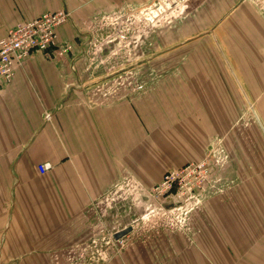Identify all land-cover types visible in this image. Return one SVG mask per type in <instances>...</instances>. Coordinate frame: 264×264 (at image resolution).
Here are the masks:
<instances>
[{
	"label": "crops",
	"instance_id": "1",
	"mask_svg": "<svg viewBox=\"0 0 264 264\" xmlns=\"http://www.w3.org/2000/svg\"><path fill=\"white\" fill-rule=\"evenodd\" d=\"M156 1L0 0V38L64 9L70 20L58 41L72 47L33 54L0 88V264L73 263L74 249L101 230L100 198L128 177L149 187L167 169L199 162L208 140L227 130L230 104H256L264 133V18L250 3L205 0L203 20L188 16L151 39L116 37L128 20L147 27L136 15ZM197 23L207 30L197 33ZM132 67L169 74L134 91ZM43 163L51 168L41 173ZM258 195L209 200L192 239L128 241L106 264H264L253 230L259 210L250 214L244 202L257 205Z\"/></svg>",
	"mask_w": 264,
	"mask_h": 264
},
{
	"label": "rangeland",
	"instance_id": "2",
	"mask_svg": "<svg viewBox=\"0 0 264 264\" xmlns=\"http://www.w3.org/2000/svg\"><path fill=\"white\" fill-rule=\"evenodd\" d=\"M205 2V0L156 1L154 5H150L149 10L144 12V17L149 19L147 27L142 22H136L129 28L128 20L127 24L125 22L126 26H122L120 31H115L116 37L118 38L121 33L125 36L126 31L130 37L149 33L151 39L157 29L174 27L188 16L197 19L201 17L203 20ZM236 2L250 3L264 18V0H229L231 7ZM118 21V19L112 20L115 22L114 25L119 26ZM215 21L214 19L210 26L214 27ZM195 26L197 33L207 30L204 23H197ZM127 41L135 45L140 42V37L138 41L131 39ZM98 43L97 41L95 44ZM102 44L100 43V48ZM129 47L130 45L127 48L130 49ZM145 57L141 58L144 60L138 57L137 62L146 63ZM135 58L128 54L124 60L135 63ZM149 69L151 70L138 73L136 67H132L130 74L133 75L134 91H142L146 84H150L151 81L153 83L169 74L157 72L151 67ZM130 74H127L125 78L123 74L122 80L132 81ZM261 91L264 93V89ZM238 100L242 101L239 97ZM253 106L256 107V104L247 105L244 101L230 104L229 113L234 116L228 121L227 130L213 135L208 140L203 156L199 160L207 158L210 165L207 181L201 186L191 187L190 180L185 177L180 183L173 184L170 190L159 187L165 174L178 172L191 163L180 168L167 169L161 180L149 187L140 183L135 177H128L114 184L100 198L99 206L97 204L102 213L101 235L106 236L129 227L131 232H128L127 238H124L125 244L133 240L150 241L165 233H182L188 239H192L197 232L195 226L198 224L199 215L202 214L209 200L225 199L229 194L244 191L258 193L255 199L259 198V201L262 197L257 205L253 203L254 199H245L244 202L250 208V214L253 213L252 208L255 209V213L259 210V214H256L258 221L254 223L260 225L255 226L253 230L259 232V239L264 242V133L260 129ZM249 223L252 222L249 221ZM108 254L110 257L113 253L109 250Z\"/></svg>",
	"mask_w": 264,
	"mask_h": 264
},
{
	"label": "built area",
	"instance_id": "3",
	"mask_svg": "<svg viewBox=\"0 0 264 264\" xmlns=\"http://www.w3.org/2000/svg\"><path fill=\"white\" fill-rule=\"evenodd\" d=\"M144 12L145 9H142L138 11V15L146 18ZM69 20L70 12L59 9L43 14L32 21L17 23L9 29L7 36L0 38V88L1 85L12 81L16 67L24 64L33 54L47 52L55 48L59 55L70 52L71 45L59 43L57 35V28ZM113 23L115 24V22ZM123 37L122 33L118 35L120 39ZM91 50L93 53H98L100 43L93 44ZM48 117L49 114L47 113L45 118ZM50 168V163H43L38 166L41 173ZM209 169V161L204 158L199 162L185 166L178 172L165 174L159 187L163 190H170L173 184L180 183L185 177L190 180L191 187H199L206 183ZM123 229L125 227L106 236H102V230H100L97 236L90 238L83 245L74 249V262L70 264H106L109 260L108 251L111 250L113 255L118 254L120 248L125 244V237L115 238V235Z\"/></svg>",
	"mask_w": 264,
	"mask_h": 264
},
{
	"label": "water",
	"instance_id": "4",
	"mask_svg": "<svg viewBox=\"0 0 264 264\" xmlns=\"http://www.w3.org/2000/svg\"><path fill=\"white\" fill-rule=\"evenodd\" d=\"M129 231H130L129 228H125V229H123L121 232L117 233V234L115 235V238H116V239H119V238L123 237L124 235H126Z\"/></svg>",
	"mask_w": 264,
	"mask_h": 264
}]
</instances>
